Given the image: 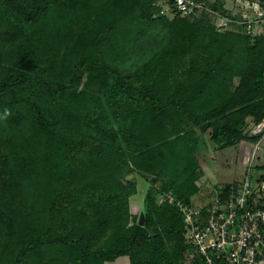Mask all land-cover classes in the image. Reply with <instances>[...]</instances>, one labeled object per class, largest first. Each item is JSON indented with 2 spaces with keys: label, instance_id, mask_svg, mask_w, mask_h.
I'll use <instances>...</instances> for the list:
<instances>
[{
  "label": "trees",
  "instance_id": "trees-1",
  "mask_svg": "<svg viewBox=\"0 0 264 264\" xmlns=\"http://www.w3.org/2000/svg\"><path fill=\"white\" fill-rule=\"evenodd\" d=\"M146 2L0 0V179L28 180L17 186L21 204L2 188L0 264H203L177 206L195 205L201 190L196 129H210L218 148L262 139L248 129L264 120V33L221 55L222 36L181 16L173 0L172 18H145ZM28 28H60L68 40L80 30L86 40L80 50L75 42V58L72 46L51 60L46 53L64 47L28 46ZM118 34L129 41L109 47ZM140 48L143 59L127 66ZM133 172L149 183L138 217ZM158 192L167 197L159 202Z\"/></svg>",
  "mask_w": 264,
  "mask_h": 264
},
{
  "label": "rangeland",
  "instance_id": "rangeland-1",
  "mask_svg": "<svg viewBox=\"0 0 264 264\" xmlns=\"http://www.w3.org/2000/svg\"><path fill=\"white\" fill-rule=\"evenodd\" d=\"M211 3H215L217 5L223 6L225 9L229 10L234 16L243 15L244 22L232 20L229 21L227 26H222L224 24V18H222L218 13L212 11L210 7L202 10L197 14V16L191 17L192 21L197 22L200 21L201 25L204 29L208 31L211 30L209 34L215 33L219 34L220 41H217L218 44L221 46L219 49L221 55L225 54L228 50L233 51L231 48L233 47L236 51H239L244 44V37L250 38L249 44H253L254 40L260 37L264 33V20H261V14H264V0H209ZM147 6V8H146ZM169 0H147L146 5H144L141 9L144 10L145 13L144 17L147 16L151 17L152 19L155 18H165L164 15L169 17H174L172 10L170 8ZM118 7H114L115 12L113 13L119 16H123L125 11L117 9ZM117 10V12H116ZM163 13H165L163 15ZM129 14V12H128ZM57 16V15H56ZM163 16V17H160ZM129 17V16H128ZM143 16L136 17V21H142ZM196 20V21H195ZM261 20V22H260ZM137 21V22H138ZM253 22L252 26L255 28L256 34H249L247 31L248 24ZM143 23V22H142ZM127 24H130V17L127 21ZM141 24V23H140ZM45 28H47V24H45ZM97 27V25L95 24ZM164 31V37L167 36V26L162 24L160 25ZM99 27V26H98ZM30 31L32 28H28ZM32 30V36L29 37L28 34V46H34L40 40H46V42H51L53 45H58V47H64L63 51L60 53H46L48 54L49 59L54 60L55 57L61 58L66 55V51L70 50L71 47H74L73 53H70L71 57L75 58V54L79 52V50L84 46L86 39L81 38L84 35L80 30L74 35L70 33L71 39H66V35L62 33L60 28H53L51 31L47 29L44 31ZM55 35V31H57ZM157 36V35H155ZM79 37V38H78ZM120 38V39H119ZM123 36L118 34L115 36V41L109 46L111 48L122 45L129 41L128 39H122ZM118 39V40H117ZM155 39H160L155 37ZM81 42L79 50L76 48L75 42ZM35 42V43H34ZM141 49V48H140ZM45 50H43L44 52ZM137 52V51H136ZM145 55V49L138 50L132 58L135 57L134 61H127V66H134V64L139 59H143ZM196 54H190L187 59L185 58L186 62L189 61L192 57ZM18 56V55H17ZM16 56V58H17ZM230 59L229 57H224L223 60ZM18 63L19 60L13 59ZM133 61V62H132ZM230 61L234 65H239L241 63V57L235 55ZM52 62V61H51ZM68 62V60H67ZM132 62V65H131ZM184 66V65H182ZM69 67V66H68ZM67 67V68H68ZM238 67V66H237ZM66 68V69H67ZM183 69V68H182ZM183 70H180L182 72ZM46 72V70H45ZM86 79V78H85ZM232 82L233 87L231 86V90L237 89L235 86L239 84L238 79ZM232 92V91H231ZM257 104V102L255 103ZM252 118L247 117V122H252ZM191 130V128L189 129ZM196 136L200 138L199 144L200 148L202 149L198 154V159L200 163V169L202 172V176L198 182L201 190L198 195L194 198L195 205H199L200 201L206 197L208 191L213 190V188L217 186L228 185L232 183H236L240 181L243 177V173L246 170V163H247V152L249 150L248 143H241V144H233L225 148H218L216 144L213 142V133L210 129L201 130L196 129ZM264 149V141L262 143ZM254 166H262L264 165V151L257 157L254 161ZM18 173L11 174L9 178L11 180L4 181V177L0 179V194H2V188L6 189L5 196L6 198L12 197L14 203L21 204L23 201L22 196L17 195V186L22 184L26 186L28 184L27 178L18 180ZM128 180H133L137 185V193L131 197L130 199V212L133 217H138L140 215L141 208H143V202L146 196V193L149 189V183L142 177L138 172H133L127 176ZM11 181V182H10ZM13 192V193H12ZM15 193V194H14ZM158 201H162L164 198L167 197V194L163 192H158L156 194ZM170 202H173V199L170 198ZM105 264H130V260L128 257H122L117 259L115 262H107Z\"/></svg>",
  "mask_w": 264,
  "mask_h": 264
},
{
  "label": "built area",
  "instance_id": "built-area-1",
  "mask_svg": "<svg viewBox=\"0 0 264 264\" xmlns=\"http://www.w3.org/2000/svg\"><path fill=\"white\" fill-rule=\"evenodd\" d=\"M173 3L181 16H197L206 9L199 0H173ZM229 21L232 20H224L222 26ZM252 24H248L247 31L255 35ZM248 132L263 136L257 143H248L242 179L208 191L199 205L177 203L187 226L188 244L203 264H264V171H257L253 164L264 151V120L250 126Z\"/></svg>",
  "mask_w": 264,
  "mask_h": 264
},
{
  "label": "crops",
  "instance_id": "crops-1",
  "mask_svg": "<svg viewBox=\"0 0 264 264\" xmlns=\"http://www.w3.org/2000/svg\"><path fill=\"white\" fill-rule=\"evenodd\" d=\"M142 210H143V208H141V211L139 212L140 214L142 213Z\"/></svg>",
  "mask_w": 264,
  "mask_h": 264
},
{
  "label": "water",
  "instance_id": "water-1",
  "mask_svg": "<svg viewBox=\"0 0 264 264\" xmlns=\"http://www.w3.org/2000/svg\"><path fill=\"white\" fill-rule=\"evenodd\" d=\"M143 223V221L141 222V224Z\"/></svg>",
  "mask_w": 264,
  "mask_h": 264
}]
</instances>
